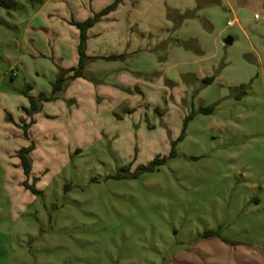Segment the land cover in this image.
<instances>
[{"label": "rangeland", "instance_id": "obj_1", "mask_svg": "<svg viewBox=\"0 0 264 264\" xmlns=\"http://www.w3.org/2000/svg\"><path fill=\"white\" fill-rule=\"evenodd\" d=\"M5 1L0 264H264L262 82L212 115H195L175 146L182 132L160 115L121 122L122 110L102 115L93 103L71 118L50 106L58 117H41L31 144L12 120L24 116L28 84L35 95L51 92L56 59L65 63V25L85 19V0ZM32 145L26 177L17 154ZM158 158L165 164L143 169Z\"/></svg>", "mask_w": 264, "mask_h": 264}, {"label": "crops", "instance_id": "obj_2", "mask_svg": "<svg viewBox=\"0 0 264 264\" xmlns=\"http://www.w3.org/2000/svg\"><path fill=\"white\" fill-rule=\"evenodd\" d=\"M115 1L85 0L81 8L85 19L79 22ZM65 27L68 32L58 53L65 63L57 58L54 64L59 74L77 68L79 62V31L70 23ZM226 35L233 37L232 45L225 44ZM86 55L90 62L82 77L55 95L58 75L49 81L51 92L39 90L35 95L28 84L24 93L28 103L20 107L24 116L19 123L12 120L26 140L34 143L31 130L41 117H58L50 106L61 107L71 118L82 103H93L102 115L115 117L122 110L125 116L116 118L121 122L137 113L148 119L160 115L179 133L192 117L185 139L189 122L200 109L213 108L214 114L217 104L239 100L256 82H262L264 89V0H120L88 31ZM248 57L255 66L244 62ZM208 79L212 81L205 83ZM41 95L54 100L41 101L40 111L29 117L24 109L30 98Z\"/></svg>", "mask_w": 264, "mask_h": 264}, {"label": "trees", "instance_id": "obj_3", "mask_svg": "<svg viewBox=\"0 0 264 264\" xmlns=\"http://www.w3.org/2000/svg\"><path fill=\"white\" fill-rule=\"evenodd\" d=\"M119 3H120V0L115 1L110 6L106 7L105 9L100 11L99 13L94 14L93 17H90V18L84 20L83 22L74 21V20H72L70 22V24H72L74 27H76L77 30L79 31V43H80V44H78L79 62H78L77 68H72L69 71H60V74L58 75L56 82L53 84L52 96L55 95L56 93L62 91L64 89V86H65L67 81L75 80L77 78L82 77V75H83L82 72H83L84 67L86 66V64L88 62H90L89 61L90 59L86 55L88 31L91 28H93L96 25V23H98L104 16H106L110 12L114 11L116 9V7L119 6ZM0 7L8 8L9 6L7 5V2L5 0H0ZM112 58L116 59V57H112ZM71 73H73V74L69 75ZM211 81H212L211 79H208L205 81V83H209ZM52 100H54L53 97H50L47 99V97H45L43 95H41L38 99L30 98V106H29V108H26L24 110L27 113V115H29V117H30L33 114L40 111V102L41 101L50 102ZM212 112H213V108L200 109V111H199L200 114H204V115L212 114ZM191 118L192 117H189L185 120L182 134L175 141L174 146L183 140L187 123ZM27 129H28V125H25L23 127V130L25 132V136H26ZM33 150H34V146L32 145V146H29L26 148H22L17 154V156H19V158H20L21 167L23 168V171H24V174L26 177L30 176L29 174L32 170V161L30 158L31 156H29V155L31 154V152ZM175 155H176V152H175L174 147H173V149L170 153V157H175ZM165 162H166V158H158V159H155L153 162H151L148 167H145L143 169L146 171H152L154 169V167L159 166V165H163V164H165ZM25 185L27 187H30L27 182H25ZM215 234L216 233H214V232H209L205 235V237L215 236Z\"/></svg>", "mask_w": 264, "mask_h": 264}, {"label": "water", "instance_id": "obj_4", "mask_svg": "<svg viewBox=\"0 0 264 264\" xmlns=\"http://www.w3.org/2000/svg\"><path fill=\"white\" fill-rule=\"evenodd\" d=\"M233 43V37L229 36L227 39H225V44L226 45H232Z\"/></svg>", "mask_w": 264, "mask_h": 264}, {"label": "built area", "instance_id": "obj_5", "mask_svg": "<svg viewBox=\"0 0 264 264\" xmlns=\"http://www.w3.org/2000/svg\"><path fill=\"white\" fill-rule=\"evenodd\" d=\"M227 26H228V27H231V26H232V21H228V22H227Z\"/></svg>", "mask_w": 264, "mask_h": 264}]
</instances>
